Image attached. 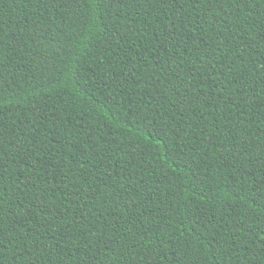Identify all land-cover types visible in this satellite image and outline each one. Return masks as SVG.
Segmentation results:
<instances>
[{"label":"trees","instance_id":"obj_1","mask_svg":"<svg viewBox=\"0 0 264 264\" xmlns=\"http://www.w3.org/2000/svg\"><path fill=\"white\" fill-rule=\"evenodd\" d=\"M0 264H264V0H0Z\"/></svg>","mask_w":264,"mask_h":264},{"label":"snow or ice","instance_id":"obj_2","mask_svg":"<svg viewBox=\"0 0 264 264\" xmlns=\"http://www.w3.org/2000/svg\"><path fill=\"white\" fill-rule=\"evenodd\" d=\"M3 196V193L2 192H0V197H2ZM262 240H264V238H262Z\"/></svg>","mask_w":264,"mask_h":264}]
</instances>
